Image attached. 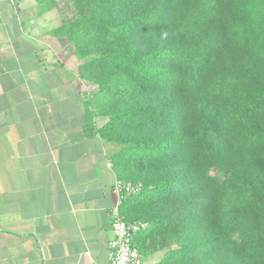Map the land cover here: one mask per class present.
Here are the masks:
<instances>
[{
    "label": "trees",
    "instance_id": "16d2710c",
    "mask_svg": "<svg viewBox=\"0 0 264 264\" xmlns=\"http://www.w3.org/2000/svg\"><path fill=\"white\" fill-rule=\"evenodd\" d=\"M34 1L38 14L59 9ZM66 7L53 33L73 45L78 78L98 87L87 124L108 119L97 134L119 147L111 167L135 190L119 212L146 224L142 255L264 264V0Z\"/></svg>",
    "mask_w": 264,
    "mask_h": 264
},
{
    "label": "crops",
    "instance_id": "0c3cea01",
    "mask_svg": "<svg viewBox=\"0 0 264 264\" xmlns=\"http://www.w3.org/2000/svg\"><path fill=\"white\" fill-rule=\"evenodd\" d=\"M60 24L0 0V264H109L117 146L87 127Z\"/></svg>",
    "mask_w": 264,
    "mask_h": 264
},
{
    "label": "built area",
    "instance_id": "2783aa9c",
    "mask_svg": "<svg viewBox=\"0 0 264 264\" xmlns=\"http://www.w3.org/2000/svg\"><path fill=\"white\" fill-rule=\"evenodd\" d=\"M129 186H124L117 180L115 190L119 194V203L109 214V225L112 237L107 246V258L109 264H144V256L135 244V239L145 230L146 224L127 223L120 215L119 206L125 199V192L130 191ZM133 193L135 190L131 188ZM124 192V193H123Z\"/></svg>",
    "mask_w": 264,
    "mask_h": 264
},
{
    "label": "rangeland",
    "instance_id": "374dc122",
    "mask_svg": "<svg viewBox=\"0 0 264 264\" xmlns=\"http://www.w3.org/2000/svg\"><path fill=\"white\" fill-rule=\"evenodd\" d=\"M58 2H59V5H58L59 9H62V10L64 9V10H66L65 12L67 14H70L69 10L66 7L67 0H58ZM59 9H58V12H59ZM59 17H60V20H62L60 12H59ZM61 37H63V36H61ZM63 39L70 45L69 46L70 49L65 46L67 48L66 49L67 50L66 55H71V54L75 55V49H74L73 45L65 37H63ZM73 63L75 64V73H76V75L78 77V66H79V64L81 62L78 60V62L73 61ZM81 85H82L81 90L84 93V96H83L84 102H88L96 94V92L98 91V87L96 85H94L92 83H89V82H86V81H82ZM107 120L108 119L104 118V117H94V119L91 122V125H88V128L89 129L91 128L92 130H94L97 133V130ZM118 150H119V147L117 146V151ZM218 177L221 178V179L223 178V176L221 174H218ZM129 187H131V186H129ZM131 188H133V187H131ZM131 188H130V191L125 192V197L132 193L131 192V190H132ZM168 250H169V248H165V249H163V250H161V251H159L157 253H152V254L145 255L144 256V264H156L157 262H159L163 258V256L165 255V253Z\"/></svg>",
    "mask_w": 264,
    "mask_h": 264
}]
</instances>
